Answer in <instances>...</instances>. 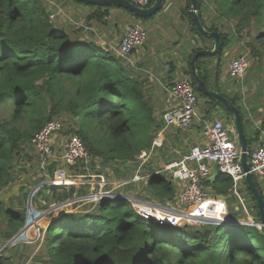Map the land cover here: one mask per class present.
I'll return each instance as SVG.
<instances>
[{
  "label": "trees",
  "instance_id": "trees-1",
  "mask_svg": "<svg viewBox=\"0 0 264 264\" xmlns=\"http://www.w3.org/2000/svg\"><path fill=\"white\" fill-rule=\"evenodd\" d=\"M153 1L150 0V5ZM68 2L82 3L79 0H63L61 3L50 0H0V105L10 108V117L0 118V193L5 192L0 195V247L24 226V199L33 185L28 173L34 168L31 171L24 168V180L20 181L13 161L16 156L18 161L23 157L35 160L28 153L22 156L26 152L24 144L31 143L33 133L45 122L54 119L62 124L74 125L69 131L63 124L64 132L68 135L73 131L82 138L93 166L89 170L85 159H80L75 166L67 169H73L74 175L86 179L91 175L99 179L101 173L93 167L106 163L118 166L116 170L120 172V177L124 176L120 168L122 164H131L141 150L148 149L162 125L161 114L165 108L158 109L160 102L152 100L140 64L122 58L115 50L104 51L94 32H89L81 24L71 21L66 26L63 20L56 17L49 20L51 13L61 10L62 3L69 5ZM198 2L202 24L207 30L219 32L224 40L216 66L209 64L210 57L206 60L208 57L201 56L196 61L199 75L206 83L213 75L211 72L220 67V57L245 28L256 23L258 31L255 39L264 44V0ZM205 2L215 11L216 23L208 26L202 15ZM82 4L92 9L87 19L101 23H106L110 7L117 6ZM188 5L189 0H186L183 15L189 21V29L202 40L203 45L191 50L182 68L190 76L197 97L205 96L210 110L221 107L230 116L221 104L195 87L191 56L195 51L210 46L205 45L207 40L195 28ZM233 27L235 33L232 34ZM118 46L119 43L116 48ZM173 71L170 62L166 90H170L176 81ZM245 78L248 81V76ZM213 88L235 105L237 95L224 94L217 85ZM240 115L250 148L259 130L251 136L246 130L250 126L248 119L243 118L241 111ZM192 126L172 127L168 129L171 130L169 133L166 129L163 145L156 148L150 157L155 160L145 165L152 175L144 181L146 186L137 193L139 197L147 200L156 198V202L161 204L175 203L180 185L171 176L154 171L158 165L176 158L196 143L200 126ZM37 158L40 162L39 154ZM54 166V162L48 165L47 178L52 177ZM212 184L219 193L226 195L232 180L228 174L220 173ZM132 185L124 188L128 190ZM74 188L71 186L69 196ZM79 188L80 191H88L86 187L84 190ZM246 192L244 199L253 218L250 219L259 222L256 201L247 187ZM40 193L41 190L38 191ZM53 194L58 197L57 192L53 191ZM36 200L32 201L38 205L39 198ZM141 207L148 212L150 206ZM153 208L158 209L157 206ZM152 211L150 214L157 217L158 213L154 209ZM162 211L159 212L163 216H167L164 213H171ZM176 214L177 218H182L180 213ZM187 215L198 217L193 211ZM230 215L239 218L235 213ZM233 220L220 224L176 226L144 217L126 198L76 201L71 208L41 228L42 240L34 242L36 244L33 243L29 253L28 247L32 244L17 243L0 254V264H25L26 261L41 264H264V227Z\"/></svg>",
  "mask_w": 264,
  "mask_h": 264
},
{
  "label": "rangeland",
  "instance_id": "rangeland-1",
  "mask_svg": "<svg viewBox=\"0 0 264 264\" xmlns=\"http://www.w3.org/2000/svg\"><path fill=\"white\" fill-rule=\"evenodd\" d=\"M50 1L61 3L63 0H50ZM170 3H172L173 8L166 7V4H170ZM62 4L61 5L59 4L61 6V10L57 9V11L55 12L57 14L56 16L57 20H60V19L63 20V23L66 26H69L71 21H73L75 24H81L87 27L89 32L93 31L94 35H97L96 40L101 39L104 42L108 43L109 45L107 46L110 49L111 48L113 49L116 47L117 45L116 42L121 37L120 32H118L116 29L124 31L133 24H137L140 27L144 28L146 30V37L144 41L145 44L141 46H136L134 48V52H133L134 54L128 55V60L131 61L133 64L141 62L146 57V54L147 56H150L153 54H160V53L162 54L161 56H164V57L169 56L170 61L176 62L177 61L176 56L181 57V53L183 52V49L181 46L182 42L187 41L189 38L190 39H193L194 37L198 38V36L195 35L191 30L185 29L183 26H180V17L182 15V12L178 11V8L180 7L179 0H165L162 7L156 13H154L152 16L147 17L145 19H143V17H138V16L135 17V15L134 16L131 15L129 13L130 11L127 12L126 9L123 7L113 6V7H110L109 16L107 17L108 20L106 21V23H101L94 19H87L88 14L90 13V11H92V9L89 8V6H85L82 3H72V2L66 6ZM209 21L210 20L208 19H207V22L205 21V24L207 26L209 25L208 24ZM230 23H231L230 28L232 30V25H233L232 21H230ZM220 29L223 30L222 27H220ZM233 29L234 31L232 32V34L235 33V28L233 27ZM257 31H258L257 24L253 23L250 28H245L238 35L237 40L232 42V44L228 48L227 56L220 57V59L222 60L220 67L212 71L213 73L211 77L212 84L210 85L209 79L207 80L205 84L210 87L213 85H217L220 92H223L222 89L220 88L221 84H223L224 86H227L229 91L234 92L237 95L238 99H241L242 106H244L243 104L245 103V106H244L245 112H244L239 102L235 101V105L240 109L241 114L243 115V118L244 116L246 117L245 113H247L248 116L251 115V117H253L252 115L256 113L253 109V107L255 106L256 108L259 109V111L257 110V112H259L260 116L263 117V121H264V44H260V42L255 39V35ZM246 32H248L249 34L247 35ZM198 39H199V43L203 45L202 40H200V38ZM210 40L211 39H209L208 42H206V45H208L209 42H211ZM248 43H250V46ZM173 49L175 50V54H173L174 53ZM104 51H108V50H104ZM239 55H246L248 63H249V69L245 74V76H248V81H246L245 76L243 77L245 82L243 81V79L241 82V80H239L238 78L229 76V70H228L229 61ZM205 57H208L206 58V60L209 59V56H205ZM209 60H210L209 64L215 65L218 62V57L217 56L211 57ZM168 62L169 61L167 59H162V64H163L162 70L169 69ZM153 71L156 72V70H153ZM177 72H178L177 75L175 74L176 76L174 75L173 79H176V77H178L181 73H184V69L180 67ZM166 73L168 74L167 71H163L162 74H159L156 77V80H155L156 83L154 84L155 86H150V87H147V84H149V78L145 77L146 73H144L146 87L149 89V91H151L150 96L152 97V100L155 102H160L164 100L165 96H166L165 98L166 100H168L170 97L169 92H167V95L163 93L165 91L163 88L164 86H166L165 85L166 77L164 78V80L162 79H163V76H166ZM159 79L162 80L160 83L163 85V87L161 86V84L158 83ZM239 85H242V86L238 88ZM223 93L226 94L225 92ZM220 111L225 115L226 118H229V120L232 122L231 117L228 116L221 107H218V109L214 112L213 110L209 109V105L207 103L206 97L205 96L199 97L197 106L195 108V112L197 116L193 117V123L191 124L193 125L192 127L198 125L196 122L198 121L199 117L203 119L204 118L205 119L206 118L216 119L218 118ZM3 117H8V118L10 117V108L7 105H0V118H3ZM48 121H51V120H48ZM66 121H67V117H66ZM230 121L226 120V122L229 125L233 126V122L231 124ZM243 121H244V124L246 125V121L245 120ZM63 124L64 126L68 127L69 131H71L72 128H74L73 124H69V125H67L68 123L67 124L63 123ZM63 124H62L60 132L56 134L55 140L51 143L55 151L54 153H55L56 161L52 159H46L45 161L39 162V160H36L38 159L37 158L38 151L34 146L30 147L32 143H30L29 141L26 144H24L26 148V152H23L22 156L27 155L28 153L35 160L29 161L28 157H23L20 161H18L17 160L18 156H16L13 161L15 163V170L20 174V178H18L20 181L24 180V177H23L24 168H27V169L30 168L29 171H31L34 168L30 174L28 173V176L31 178L33 185L31 186V188H29L28 194L24 199L26 200L25 201V209H26L25 222L26 224L24 225L22 231L18 233L16 237L17 240H15L12 243V245H10V246H13L17 243L32 244V245H29L27 253H29L33 245L36 244L34 242L36 241L38 242L42 240L43 231L41 228L45 227V225L50 220H53L56 217H58L61 214V212L66 211L69 208H71L73 206V202L76 201V199H82L79 201H83V202L84 201L95 202L100 199H106L107 195L108 196L114 195L116 193L118 194V196H120L121 194L123 198H126L127 200H129V202L132 204V202L130 201L131 198L133 197L132 195L134 194L135 196L138 197L137 193L139 191H143L142 189L144 188V185H142L144 184V181L143 183L142 182L134 183L133 185L139 184V186L131 187L128 189L129 191H133V194L131 195L130 192L129 194L125 192V191H128L125 189L127 187L124 188V186L119 187L120 185L115 186V185L110 184L114 182L115 180L126 179L130 177L135 169L133 162L131 164L129 163L122 164V166L120 167L121 169H123L121 172L124 174V176L122 177H120L119 175L120 172L116 170L118 166H115V164L112 165L110 163H106L103 165L101 164L95 165L93 167L97 170V172L101 173L99 179H97L94 175H91V177L89 176V178L86 179L78 174L74 175V173H72L73 169H68L67 177H66V179L69 181L68 183H62V184L53 183L54 181V178H52L53 173L62 164L60 155H61L63 146L68 139L67 133L64 132L65 129L63 127ZM169 132H171V130H168V133ZM70 133H74V132L72 131ZM259 134H260V131H259ZM255 142L256 141L254 140L252 141L249 151H252L256 148ZM154 160L155 159L150 158L148 162L154 161ZM52 162L55 163L54 169L52 171V177L47 178V174H49V171L46 169L48 165L52 164ZM85 162H86L85 165L90 170V168H92L93 166L92 165L93 163L91 159L88 157V155L85 158ZM27 163H30L31 165L28 166ZM159 166L160 165H158L156 169ZM127 169H129L130 171H128ZM142 170L147 171L149 170V168L144 166ZM103 173L106 176L105 178H104ZM105 179L108 180L110 183L104 184L102 181H106ZM25 180H26V176H25ZM49 180L50 182H48ZM254 180L259 190L264 195V184L262 182L263 178L255 176ZM241 185H242L244 194H246L247 192H246V185H245L244 180L241 181ZM53 186H55L54 189L52 188ZM71 186H74L75 188H74V191L72 192V195L69 196V191L71 190ZM79 187H81L83 190L86 187V189H88L87 193L85 192V190L80 191ZM39 190H41L40 194H38ZM135 190H137V193L135 192ZM53 191L57 192L58 197H55V195L53 194ZM20 192L22 194V191ZM101 193L102 194L108 193V194H105L104 196ZM2 194H5V192L3 191L0 193V195ZM64 195L65 197L66 196L67 197L63 198ZM207 195L212 197L214 194L213 192L210 191V193L208 192ZM87 196H90V197L86 198ZM37 198H39L38 205L37 203L35 204L33 203V201H35ZM148 199L150 201L156 202V198L155 199L148 198ZM29 201L32 203V206L34 207L35 210L32 211L30 209L31 203ZM245 205L249 212L248 204H245ZM252 205L254 207L253 201H252ZM27 209H28V212H27ZM47 209H49L48 212H47ZM38 210L40 211L45 210L47 213L42 212L45 214H42L41 216L36 213V211L38 212ZM30 211H32L33 213V215L31 216H29L31 214ZM240 211L243 212L241 208H240ZM174 215L177 216L178 214L174 212ZM240 216L244 218L246 217V213ZM153 218H156V217H151L150 220L154 221ZM37 219H38V222L35 226ZM239 219L241 218L239 217ZM163 220H164L163 222L167 221L165 219ZM3 246L4 245H2V247ZM2 247H0V249ZM18 253L21 254V256H23L22 251H19ZM20 259L24 261V258L20 257ZM25 264H41V262L33 263V261H26Z\"/></svg>",
  "mask_w": 264,
  "mask_h": 264
},
{
  "label": "built area",
  "instance_id": "built-area-1",
  "mask_svg": "<svg viewBox=\"0 0 264 264\" xmlns=\"http://www.w3.org/2000/svg\"><path fill=\"white\" fill-rule=\"evenodd\" d=\"M131 2L140 8H146L150 5V0H131ZM56 15L55 12L51 13L49 15V20H53ZM145 37L146 30L137 24H133L123 32L117 48L110 49L104 44L101 48L108 51L115 50L119 56L128 60V55L132 53L134 48L144 44ZM228 67L230 77L242 80L246 71L249 69L246 55H239L231 59ZM168 91L170 97L164 112L161 114V128L154 137L150 147L141 150V152L135 157L133 161L135 169L132 175L126 179L115 180L112 183L105 179L106 181H102L104 184L110 183L115 186L120 185L119 187H121L132 185L134 183H141L147 180L152 174L148 170L143 171L142 169L149 161L154 150L163 145V137L166 129L172 127L188 128L193 123V117L197 116L195 108L197 106L198 97L190 76L181 73ZM199 124L200 134L204 141L193 144L188 150L180 153L178 157L166 162L154 171L155 173L171 176L173 180L180 184L181 188L177 194L175 203L161 204L142 197L138 198L137 196H133L130 200L132 202V207L139 214L148 219H151L150 211L154 209V211L158 213V216L153 218V220L155 222H163V219H165L167 220L165 223L170 225L220 224L213 219L207 218V214L214 213L217 209V204L220 203L221 200L218 198H210L201 185L211 174V165L216 163L219 167L220 173L228 174L231 177L232 185L228 189V193L238 200L237 203L239 207L248 215L247 219H239L240 223L261 228L262 226L259 222L250 220L252 216H250V213L246 208L245 204L247 203L246 200H244L243 192L240 189L241 181L244 180L245 172L240 163L239 147L236 140L234 126L229 125L226 120L221 117L214 120L203 119L199 121ZM61 127L62 123L60 121L52 119L51 121L45 122L36 132L33 133L31 143L37 149L41 161H45L46 159L56 160L55 151L51 143L55 140L56 134L60 132ZM258 130L260 131V135L256 140V148L251 152L248 151V165L253 177H262V182L264 184V128H258ZM86 156L87 150L82 138L77 133L68 134V139L64 144L60 155L62 164L53 173V183H68L69 181L66 179L67 168L75 166L80 159H85ZM50 180L48 182H50ZM108 193L101 194L105 195ZM111 198L123 197L121 194L118 196L116 193L114 195L106 196V199ZM79 200L82 199H76V201ZM146 205L150 206L148 212L141 207ZM153 206H157L158 209L153 208ZM162 210L171 213H164L167 216H163L160 214V212H163ZM42 211L38 210V212ZM189 211H193L195 214L198 213V218L195 216H188L187 213ZM174 212L180 213L182 218H177V216L173 214ZM45 213H41L40 215L42 216V214ZM25 224L26 222L24 225Z\"/></svg>",
  "mask_w": 264,
  "mask_h": 264
},
{
  "label": "water",
  "instance_id": "water-1",
  "mask_svg": "<svg viewBox=\"0 0 264 264\" xmlns=\"http://www.w3.org/2000/svg\"><path fill=\"white\" fill-rule=\"evenodd\" d=\"M79 1L90 5L106 6V5L114 4L127 9L128 11L132 12L135 16L143 17V18L152 16L162 7L164 3V0H154L150 6L146 8H140L128 0H79ZM198 7H199L198 0H189L188 12L191 16L195 28L206 40L211 39L213 42L212 44L213 46L211 48L199 49L192 54L190 59L192 78L195 83L196 89L201 93H203L204 95L216 100L219 104H221L225 108V110L229 113L233 121L236 140L239 147L240 163L245 172L244 182L246 184L247 189L250 191L252 197L256 201L258 213L260 215L259 224L264 227L263 195L259 191L256 182L254 180V177L249 169V165H248L249 144L244 132L243 124L241 122L240 110L227 97L223 96L218 91H216L213 88V86L211 87L207 86L205 82L201 79L199 72L197 70V65H196L197 59L201 56H210V57L217 56L220 53L224 43L223 37L219 32L207 30L205 26L202 24L200 17L198 15ZM219 174H220L219 167L217 166L216 163H214L213 172L211 177L209 178V181H213ZM220 196L223 197L224 195H220ZM89 197L90 196H87L86 198ZM23 227L4 244V246L0 249V254L3 251H5L10 245H12V243L14 242L13 241L14 238L18 235V233L22 231Z\"/></svg>",
  "mask_w": 264,
  "mask_h": 264
},
{
  "label": "crops",
  "instance_id": "crops-1",
  "mask_svg": "<svg viewBox=\"0 0 264 264\" xmlns=\"http://www.w3.org/2000/svg\"><path fill=\"white\" fill-rule=\"evenodd\" d=\"M165 1V0H164ZM173 3V2H172ZM172 3H170V4H166V7H171V8H173V5H172ZM179 4H180V7L178 8V11H181L182 12V15H181V17H180V26H183L185 29H189V26H188V24L189 23H187V22H189L188 20H187V18H186V16H184L183 15V8L186 6V0H179ZM202 15H203V19H204V21H206L207 22V19L208 20H210L209 21V25L211 24V23H216V21H215V11H214V9H213V7H211L208 3H206L205 2V5L203 6V8H202ZM108 20V19H107ZM114 29H116V28H114ZM118 32H120V34H121V37H122V35H123V32L125 31H121V30H119V29H116ZM190 30V29H189ZM192 31V30H191ZM97 36V35H96ZM95 36V37H96ZM121 37L119 38V40L116 42V44H118L119 42H120V39H121ZM98 42H99V44H101V46L104 44V45H109L108 43H106V42H104L103 40H101V39H99V40H97ZM211 42H209V44H208V46H210V48L213 46L212 44H213V42H212V40H210ZM207 42H208V40H207ZM205 45H206V43H205ZM181 46H182V49H183V52L181 53V57L180 56H176V62H173V61H170L169 60V56L168 57H164V56H161L162 54L160 53V54H153V55H150V56H147V54H146V57L141 61V62H138V63H136V64H140V66H141V68H142V70L144 71L143 73H146L145 74V77H147V78H149V84H147V87H150V86H152V85H154L155 83H156V77L159 75V74H162V72L163 71H168V69L167 70H162L163 69V67H162V59H167L169 62H168V64L171 62V66L174 68V71L172 72V76H174L175 74L177 75V70H179V68L180 67H182V66H185L186 65V63H187V57H188V55L190 54V52H191V50L192 49H195L196 47H200L201 46V44L199 43V39L198 38H193V39H188L187 41H185V42H182V44H181ZM173 51H174V53L173 54H175V50L173 49ZM146 52H147V50H146ZM132 54H134V53H132ZM224 55H222L223 57H226L227 56V54H228V50H226L224 53H223ZM221 56V57H222ZM210 57V56H209ZM211 58V57H210ZM153 70H156V72H154ZM158 72V73H157ZM175 75V76H176ZM143 78H144V75L142 76ZM165 77H168V74L166 73V76H163V79L162 80H164V78ZM179 77V76H178ZM158 79V78H157ZM176 79H177V77H176ZM162 80H158V83L159 84H161L160 82L162 81ZM243 81H244V79H243ZM148 82V81H147ZM221 82V81H220ZM245 82V81H244ZM243 82V83H244ZM222 83V82H221ZM212 84V79L210 78V85ZM161 86L163 87V85L161 84ZM242 86V85H241ZM244 87V86H243ZM164 90H166L167 88H166V86H164V88H163ZM221 89H222V91L223 92H225L227 95H231L232 97H234V96H236V94L234 93V92H232V91H229L228 90V87L227 86H224L223 84H221ZM163 90V91H164ZM166 92H169L168 90H166ZM166 92L164 91V94H166ZM167 95V94H166ZM165 98H166V96H165ZM164 98V100H162V101H160V104H159V108L158 109H162L163 110V108H166V105L168 104V100H166ZM236 100H237V102H239V104L242 106V104H241V99H238V97H236L235 98ZM244 106H245V103L243 104ZM256 105H258V104H256ZM244 106H242V108H243V110H244V112H245V109H244ZM218 109V108H217ZM217 109H214L213 111L215 112ZM253 109H254V111L256 112L254 115H252L253 117H251V115L250 116H248L247 115V113H245V115H246V118L248 119V121H249V123H250V126L247 128V131H248V133L252 136V135H254V131L256 132V130L258 129V128H264V125H263V117L262 116H260V114H259V112H257V110L259 111V109L257 108L256 109V107L254 106L253 107ZM165 110V109H164ZM163 110V111H164ZM219 117H221L222 119H224V120H226V117H225V115L220 111V114L218 115V118ZM203 120V118H200L199 117V119H198V121L196 122L197 124H199V121H201V120ZM205 120H214V119H205ZM227 120L228 121H230L228 118H227ZM200 125V124H199ZM233 126H234V124H233ZM259 135L260 134H258L257 135V138H256V140L259 138ZM164 138V137H163ZM196 141L195 142H197V143H201L202 141H204V139H203V137L201 136V134L199 133V135H198V137H196V139H195ZM163 141H164V139H163ZM195 144V143H194ZM255 144H256V142H255ZM159 149V148H158ZM178 152V151H177ZM178 157V156H177ZM172 160V159H171ZM163 164H165V163H162V165ZM213 167H214V164H212L211 165V174L202 182V188L207 192V194H208V192L210 193V191L211 192H213V196L212 197H210V198H218L219 200H221L220 201V203H218L217 204V209L215 210V212L214 213H209V214H207V218H209V219H213L215 222H218V223H222V222H225V221H229V220H232V219H234L233 221L235 222L236 221V219H235V217H233L232 215H230L232 212H234L235 214H236V217H240L241 219H247L248 218V215L246 214V217H244V218H242L240 215H243L245 212L243 211V212H241L240 211V207H239V205H238V203H237V201L238 200H236L232 195H230L229 193H228V191L226 192V195H224L223 197H221L220 195H223V194H221V193H219L218 192V190H217V188H215L214 186H213V184L212 183H214V181H215V179L217 178H215L213 181H209V178L211 177V175H212V172H213ZM64 178V177H63ZM62 178V179H63ZM207 182H209V183H207ZM142 185H144V187L146 186V184L144 183V184H142ZM177 185L179 186L180 184L179 183H177ZM139 186V184H137V185H133L132 187H138ZM125 187V186H124ZM180 188H181V186H179V189H178V191L180 190ZM144 189V188H143ZM142 189V190H143ZM240 189H241V191L243 192V189H242V185H240ZM126 193H128L129 194V192L131 193V195L133 194V191H125ZM135 192L137 193V190H135ZM140 192V191H139ZM138 192V193H139ZM101 196V195H100ZM99 196V197H100ZM105 196V195H104ZM132 196H135L134 194L132 195ZM139 197V196H138ZM141 197V196H140ZM243 197H244V192H243ZM149 200V199H148ZM245 200V199H244ZM246 203H247V201H246ZM29 209V208H28ZM30 209L33 211V210H35L34 209V207L32 206V204H30ZM32 211H30L31 212V214L29 215V216H31V215H33V213H32ZM198 211V210H197ZM227 211V212H226ZM42 212H46L45 210L44 211H42ZM42 212H37L36 211V213L38 214V215H40ZM150 216H152L151 214H150ZM153 217H155V216H153ZM198 218V217H197ZM26 219H27V217H26ZM239 219V218H238ZM251 220V219H250ZM252 221V220H251ZM17 237V236H16ZM16 237L14 238V240L13 241H15V240H17L16 239ZM4 245V244H3ZM2 247V246H1ZM4 252V251H3Z\"/></svg>",
  "mask_w": 264,
  "mask_h": 264
},
{
  "label": "bare ground",
  "instance_id": "bare-ground-1",
  "mask_svg": "<svg viewBox=\"0 0 264 264\" xmlns=\"http://www.w3.org/2000/svg\"><path fill=\"white\" fill-rule=\"evenodd\" d=\"M152 217V216H151Z\"/></svg>",
  "mask_w": 264,
  "mask_h": 264
}]
</instances>
